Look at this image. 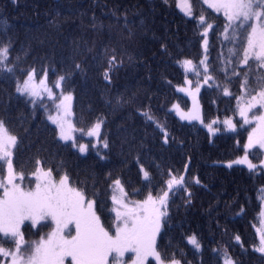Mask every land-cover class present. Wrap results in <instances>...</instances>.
<instances>
[{
    "label": "trees",
    "instance_id": "16d2710c",
    "mask_svg": "<svg viewBox=\"0 0 264 264\" xmlns=\"http://www.w3.org/2000/svg\"><path fill=\"white\" fill-rule=\"evenodd\" d=\"M172 2L173 7L169 8L163 0H0V47L10 43L12 60L19 65L14 77L0 76V118L7 121L11 132L19 138L17 165L30 167L36 156L52 167L63 161L61 173L67 171L74 182L87 184L89 190L95 176L100 199L108 204L111 193L103 184L102 174L109 170L113 175L123 173L129 192L140 187L138 169L129 172L123 166L129 151L143 153L146 164L154 161L177 172H183V165L191 157L187 178L193 187L194 200L186 208L180 196L174 198L171 228L164 242L171 240L176 244L182 233H195L203 243L204 264H218V257L212 252L216 247L227 248L236 264H264V256L252 250L253 244L259 243L264 174L224 164L243 155L237 140H246L247 133L238 129L239 135L218 132L210 137L204 127L182 122L168 113L174 102L188 105V100L175 91L185 78L175 58H190L198 63L203 56L193 25L178 13ZM129 30L133 33L131 40L127 38ZM161 44L166 45L167 54L161 53ZM106 47L125 53L124 65L113 72L110 84L101 75L107 64ZM219 50L216 44L211 50L212 59ZM73 62L80 63L83 69L65 85L73 93L74 118L78 123L93 121L98 116L105 118L104 131L111 141L108 162L97 164L94 153L85 158L63 147L54 136V126L43 115V108L39 115H34L32 106L15 92L16 79H22L21 70L34 67L42 76L41 68L50 66L59 71L70 68ZM48 79L49 86H54L56 72H50ZM239 87V83L230 85L233 94H239ZM56 92L59 94L58 89ZM118 97L130 98L131 102L118 105ZM199 100L206 122L217 117L222 121L226 111L230 116L229 109H235L236 103L207 86L202 88ZM214 100H219V104L213 103ZM149 106L166 123L167 145L163 143V133L140 114ZM195 176L203 187L193 184ZM217 206L219 211L209 215V209ZM240 207L245 211L237 215ZM236 234L240 235L243 247L236 243ZM188 259L201 264V256L193 257L191 251ZM219 264H223L222 260Z\"/></svg>",
    "mask_w": 264,
    "mask_h": 264
},
{
    "label": "snow or ice",
    "instance_id": "6c2138e0",
    "mask_svg": "<svg viewBox=\"0 0 264 264\" xmlns=\"http://www.w3.org/2000/svg\"><path fill=\"white\" fill-rule=\"evenodd\" d=\"M163 3L173 7L172 0ZM174 7L193 25L203 56L198 63L190 58H175L185 75L183 85L176 86L175 91L191 98L193 107L186 112L174 103L168 113H174L181 121H199L210 137L218 132L239 135L238 129H243L246 140H237L243 155L226 166L243 165L249 173L264 174V0H174ZM124 26H128L126 17ZM127 38H133L131 30ZM216 44L220 50L212 59L211 50ZM167 52L166 45L161 44V53ZM124 55L115 48H105L107 64L101 75L107 83L112 82L113 72L123 67ZM128 60L132 57L128 56ZM18 67L12 60L10 43L4 44L0 47V76L14 77ZM82 70L76 62L59 71L50 66L41 68L42 76L34 67L21 70L22 79H16L15 92L32 106L34 115H39L43 108V115L54 125V136L63 147L85 158L94 153L100 164L109 161L111 152L110 136L104 131L106 120L98 116L93 121L78 123L74 118L73 93L65 87ZM50 72L57 75L54 86H49ZM234 83H239V94L231 91L230 85ZM205 86L217 95L235 100V109H229L230 116L226 111L222 121L219 117L210 122L204 120L197 96ZM128 102L130 98L116 100L118 105ZM213 103L219 104V100ZM140 114L163 133V143L169 144L166 123L151 107L142 109ZM19 143L7 121L0 118V264H193L188 259L189 251L193 257L200 255L204 264L203 243L197 234L182 233L176 244L171 240L164 242L171 228L174 198L180 196L186 208L194 200L187 178L191 157L183 165V172H177L154 161L146 164L143 153L129 151L123 166L129 172L138 169L140 187L129 192L123 173L113 175L109 170L102 174L103 184L111 193L108 204L100 199L95 176L89 190L87 184L74 182L67 171L61 173L63 161L52 167L36 156L30 167L17 165ZM253 157L258 163L253 162ZM193 184L204 186L198 176L193 177ZM213 211L218 212V206L210 208L209 215ZM244 211L240 207L236 214L242 215ZM260 216L264 225V205ZM257 231L259 243L253 244L252 250L264 256V230ZM234 239L244 246L239 234ZM212 252L218 257V264L220 260L223 264H236L227 248L216 247Z\"/></svg>",
    "mask_w": 264,
    "mask_h": 264
},
{
    "label": "rangeland",
    "instance_id": "374dc122",
    "mask_svg": "<svg viewBox=\"0 0 264 264\" xmlns=\"http://www.w3.org/2000/svg\"><path fill=\"white\" fill-rule=\"evenodd\" d=\"M178 93V92H177ZM178 94H180V95H182L185 99H187L188 100V105L186 106V107H184L180 102H174V103H179L180 105H181V107H182V109L183 110H185L186 112L188 111V110H190V109H192V107H193V101H192V99L191 98H189L188 96H186L185 94H183V93H178ZM200 96V95H199ZM199 96H197V101H198V103H199V107H200V112H201V115H202V108H201V105H200V100H199ZM173 103V104H174ZM171 107V106H170ZM174 114V113H173ZM175 115V114H174ZM176 116V115H175ZM177 117V116H176ZM203 117V116H202ZM178 118V117H177ZM238 118H239V116H238ZM179 119V118H178ZM181 121V120H180ZM182 122H185V123H188V124H193V125H195V126H200V127H203L201 124H200V122L199 121H192V122H188V121H182ZM54 126V125H53ZM205 128V127H204ZM206 129V128H205ZM207 130V129H206ZM262 158H264V157H262ZM227 163L228 162H226V163H224L225 164V166L227 165ZM233 166H238V167H243V168H246L247 169V167H245V166H243V165H233ZM262 205H264V200H263V202H262ZM260 216V215H259ZM260 220H262V218H261V216H260ZM258 229H260V230H264V225H262V223L260 222V224H259V227H258ZM258 239H259V237H258Z\"/></svg>",
    "mask_w": 264,
    "mask_h": 264
}]
</instances>
